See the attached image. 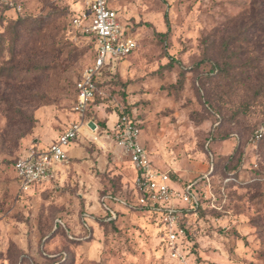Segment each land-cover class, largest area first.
<instances>
[{"label":"rangeland","instance_id":"374dc122","mask_svg":"<svg viewBox=\"0 0 264 264\" xmlns=\"http://www.w3.org/2000/svg\"><path fill=\"white\" fill-rule=\"evenodd\" d=\"M83 2L0 0V264H264V0L118 2L138 45L86 117L111 129L128 112L152 167L193 184L173 243L136 205L132 164L88 128L54 179L19 190L14 161L78 121Z\"/></svg>","mask_w":264,"mask_h":264},{"label":"built area","instance_id":"2783aa9c","mask_svg":"<svg viewBox=\"0 0 264 264\" xmlns=\"http://www.w3.org/2000/svg\"><path fill=\"white\" fill-rule=\"evenodd\" d=\"M119 1L124 0H84L71 16L73 30L90 37L93 48L92 61L83 68L74 85L73 109L78 121L68 126L50 145L40 148L35 144L25 150L13 164L15 180L19 190L27 192L32 186L54 179L60 166L68 160L67 148L80 137L83 126H86L89 129L87 136L95 140L108 139L109 144L120 149V155L132 164L137 206L160 216L167 239L173 243L183 233L179 227L181 208L173 207V201L179 200L191 207L197 205L193 184H180L167 172L152 167L135 117L122 113L111 129H101L96 120L86 117L92 101L100 92L99 83L107 74L115 73L120 61L132 54L138 45L127 22L122 19ZM263 135L264 126H261L254 137L259 139ZM169 202L171 206L160 205Z\"/></svg>","mask_w":264,"mask_h":264},{"label":"trees","instance_id":"16d2710c","mask_svg":"<svg viewBox=\"0 0 264 264\" xmlns=\"http://www.w3.org/2000/svg\"><path fill=\"white\" fill-rule=\"evenodd\" d=\"M77 10H78V9H77ZM77 10H76V11H77ZM76 11H75L73 14H75ZM73 14H72V15H73ZM263 23H264V21H263ZM262 28H263L262 31L264 32V26H263ZM158 35H159V34H158ZM160 35H161V34H160ZM25 45H26V44H25ZM25 45H22V49L20 50V51H21V57L24 56V55H22V53L25 52V51L23 50V47H24ZM31 53H32V52H31ZM24 58H26V59L28 60V57H27V56H24ZM29 58H30V57H29ZM26 59H25V60H26ZM118 66H119V65H118ZM117 69H118V67H117ZM117 69H116V70H117ZM107 75H109V74H107ZM102 81H103V80H102ZM99 84H100V83H99ZM93 101H94V100H93ZM93 101H92V103H93ZM92 103H91V104H92ZM90 106H91V105H90ZM89 111H90V107H89V110L87 111V114L89 113ZM122 113H126V114L130 115L128 112H122ZM122 113H121V114H122ZM130 116H131V115H130ZM139 125H140V124H139ZM60 134H61V133H60ZM58 136H59V135H58ZM55 141H56V140H55ZM33 145H35V144H33ZM20 156H21V155H20ZM20 156H19V157H20ZM19 157H18V158H19ZM14 162H15V161H14ZM13 164H14V163H13ZM135 203H136V200H135ZM136 205H137V204H136ZM139 208H141V209H145L144 207H139ZM110 214H111V212H110Z\"/></svg>","mask_w":264,"mask_h":264},{"label":"crops","instance_id":"0c3cea01","mask_svg":"<svg viewBox=\"0 0 264 264\" xmlns=\"http://www.w3.org/2000/svg\"><path fill=\"white\" fill-rule=\"evenodd\" d=\"M72 153H75V149L73 148L72 144L67 148V155H70ZM59 173V171H58ZM57 173V174H58Z\"/></svg>","mask_w":264,"mask_h":264},{"label":"bare ground","instance_id":"6f19581e","mask_svg":"<svg viewBox=\"0 0 264 264\" xmlns=\"http://www.w3.org/2000/svg\"><path fill=\"white\" fill-rule=\"evenodd\" d=\"M83 128L85 129V131H87L86 126H83Z\"/></svg>","mask_w":264,"mask_h":264}]
</instances>
